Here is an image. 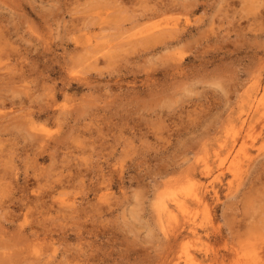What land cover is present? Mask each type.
<instances>
[{
	"label": "rangeland",
	"instance_id": "374dc122",
	"mask_svg": "<svg viewBox=\"0 0 264 264\" xmlns=\"http://www.w3.org/2000/svg\"><path fill=\"white\" fill-rule=\"evenodd\" d=\"M0 264H264V0H0Z\"/></svg>",
	"mask_w": 264,
	"mask_h": 264
},
{
	"label": "bare ground",
	"instance_id": "6f19581e",
	"mask_svg": "<svg viewBox=\"0 0 264 264\" xmlns=\"http://www.w3.org/2000/svg\"><path fill=\"white\" fill-rule=\"evenodd\" d=\"M262 100V99H261ZM252 105V104H251ZM256 106V105H255ZM252 107V106H251ZM258 109V108H257ZM31 132V131H30ZM32 133V132H31ZM41 139V138H40ZM38 140V139H37ZM42 140V139H41ZM40 142V141H39ZM45 142V141H44ZM190 191V190H189ZM197 198V197H196ZM180 202V201H179ZM180 208V207H179ZM183 212V211H182Z\"/></svg>",
	"mask_w": 264,
	"mask_h": 264
}]
</instances>
